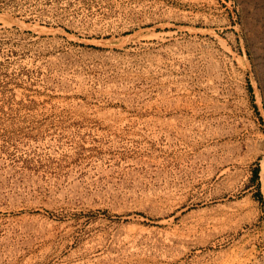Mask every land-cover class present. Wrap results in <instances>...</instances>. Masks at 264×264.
Masks as SVG:
<instances>
[{
    "label": "rangeland",
    "instance_id": "374dc122",
    "mask_svg": "<svg viewBox=\"0 0 264 264\" xmlns=\"http://www.w3.org/2000/svg\"><path fill=\"white\" fill-rule=\"evenodd\" d=\"M251 3L0 0V264H264Z\"/></svg>",
    "mask_w": 264,
    "mask_h": 264
},
{
    "label": "bare ground",
    "instance_id": "6f19581e",
    "mask_svg": "<svg viewBox=\"0 0 264 264\" xmlns=\"http://www.w3.org/2000/svg\"><path fill=\"white\" fill-rule=\"evenodd\" d=\"M54 30L52 29L46 30L43 28H38V33L45 32L48 34L49 33L55 34L56 31ZM67 38L70 39V36H67ZM114 41H115L114 43L108 41L107 45L103 42L102 44L106 45V47H113V45H115L116 47L121 48V44L124 45V43H126V40L125 41L122 40V42H119L120 40H114ZM255 93H257V99L259 103L258 92L255 91ZM209 204L210 203L207 200L201 201L199 199H195V200H192V202H189L187 197H182L180 199L173 201L172 207L170 209H172L173 211L179 210V213H181L184 210H187L190 208H196L195 209L196 212L198 211L203 212L207 210V208L209 207ZM218 206L221 207L220 201H218ZM9 210L14 212L15 214H19L18 218H14L12 220L13 222L16 223V226L12 231H18L21 234L26 235V236H30V235L40 236L47 231L50 233L49 236H52V233L50 232V230L55 224H53V221L49 219V216L47 215V213L44 210H41L39 206H36L33 203H28V202L21 203L18 201L17 204H13ZM124 232H125V236L127 237L126 238L127 240H133V238L132 239L129 238L130 236H133L132 233L134 232V230L132 228L125 229Z\"/></svg>",
    "mask_w": 264,
    "mask_h": 264
},
{
    "label": "crops",
    "instance_id": "0c3cea01",
    "mask_svg": "<svg viewBox=\"0 0 264 264\" xmlns=\"http://www.w3.org/2000/svg\"><path fill=\"white\" fill-rule=\"evenodd\" d=\"M249 22L253 25L251 31L253 47L249 49L253 79L251 86L259 92L264 103V0H252Z\"/></svg>",
    "mask_w": 264,
    "mask_h": 264
}]
</instances>
